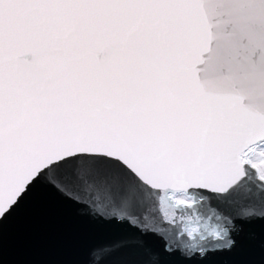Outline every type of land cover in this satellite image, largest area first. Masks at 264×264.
<instances>
[{"label":"snow or ice","instance_id":"snow-or-ice-1","mask_svg":"<svg viewBox=\"0 0 264 264\" xmlns=\"http://www.w3.org/2000/svg\"><path fill=\"white\" fill-rule=\"evenodd\" d=\"M37 189L77 264H264V0H0V227Z\"/></svg>","mask_w":264,"mask_h":264},{"label":"water","instance_id":"water-1","mask_svg":"<svg viewBox=\"0 0 264 264\" xmlns=\"http://www.w3.org/2000/svg\"><path fill=\"white\" fill-rule=\"evenodd\" d=\"M103 228L49 192L37 189L0 227V264H77L82 259V241ZM253 231L259 237L260 225ZM209 259L210 264H261L262 255L257 239L251 252Z\"/></svg>","mask_w":264,"mask_h":264}]
</instances>
